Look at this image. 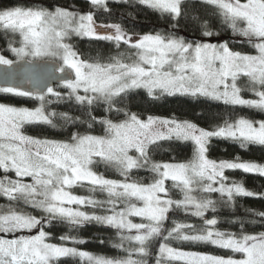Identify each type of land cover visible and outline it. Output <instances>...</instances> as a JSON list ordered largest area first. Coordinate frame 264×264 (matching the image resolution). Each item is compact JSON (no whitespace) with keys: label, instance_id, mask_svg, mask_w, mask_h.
I'll return each instance as SVG.
<instances>
[{"label":"snow or ice","instance_id":"1","mask_svg":"<svg viewBox=\"0 0 264 264\" xmlns=\"http://www.w3.org/2000/svg\"><path fill=\"white\" fill-rule=\"evenodd\" d=\"M86 2L87 11L42 0L0 8V32L8 38L0 65L51 62L64 89L51 83L31 90L0 86L2 94L36 103L31 108L0 103V198L6 201L0 205V264H59L64 257H78L81 264H150L153 257L154 264H264V231L248 233L243 217L222 221L217 216L219 207H235L238 197L264 199V192L225 175L241 170L264 177V163L208 157L213 138L232 140L242 149L264 146V120L216 117L222 122L206 129L175 115H143L124 104L143 90L151 101L204 98L264 113V0H135L169 21V31L144 34L99 22L98 17L112 14L109 0ZM197 4L212 9L211 17L194 14ZM181 20L200 32L199 40L177 34ZM214 20L255 54L234 51L214 30ZM74 37L108 42L114 54L86 56L70 42ZM241 77L247 78L249 98L242 94ZM61 105L68 110L57 111ZM29 125L86 130L54 140L26 134ZM96 127L101 134H94ZM165 141L191 142L192 158L155 160L154 151ZM100 165L119 178L98 172ZM140 171L147 175L133 178ZM178 213L182 218L170 219ZM245 216L264 226V211L248 208ZM88 223L114 229L119 237L114 247L123 255L68 247L67 241L85 243L70 234L52 243L45 230L63 224L74 231ZM221 223L240 227L222 230ZM173 241L209 244L232 255L186 251Z\"/></svg>","mask_w":264,"mask_h":264},{"label":"trees","instance_id":"2","mask_svg":"<svg viewBox=\"0 0 264 264\" xmlns=\"http://www.w3.org/2000/svg\"><path fill=\"white\" fill-rule=\"evenodd\" d=\"M18 0H0V8L11 6L17 3ZM45 5L48 4H62L75 5L77 8L88 10L89 5L86 0H42ZM109 7L112 10L111 15L105 14L98 17L99 22H116L121 23L126 30H131L137 34L153 33V32H167L169 31V21L165 17H161L158 13L150 9H145L136 5L135 0H109ZM198 12L194 14H206L211 17L212 9H206L197 4ZM214 30L219 31L224 39H229L230 46L234 51H241L248 54H255V50L246 42H241L239 38H231L230 31H225L220 27L219 21L214 20ZM178 35H183L188 40H199L200 32L196 28L181 20L179 25ZM231 38V39H230ZM8 38L0 32V51H3L7 46ZM211 42H217L212 38ZM71 43L76 46L78 51L86 56H95L97 53L114 54V46L105 41L89 40L88 38L74 37ZM10 59H13L10 53L5 52ZM239 86L245 89L247 78L241 77ZM54 88L64 91L59 85H54ZM245 98L250 97V93L245 91L242 93ZM0 103H6L13 106L35 107L36 103L25 97H15L10 94L0 93ZM124 104L127 105L131 111L141 113L143 115H159L172 116L175 115L179 119H188L197 123L200 127L212 129L216 124L221 123L220 118L235 119L237 116H244L252 120H264V113L255 109H233L230 106L224 105L222 102L205 100L204 98L194 99L190 97H163L157 101H151L143 90H137L129 97L125 98ZM57 111H66L67 107L61 105L56 106ZM99 111H102L99 110ZM122 118V117H120ZM86 126L82 128H51L47 125H29L25 127V132L40 138H48L54 140H67L72 131L84 132ZM94 134H101L99 127H96ZM193 145L191 142L179 141H165L153 153V158L158 161L168 162H187L192 158ZM208 157L213 160H235L237 157L242 161H254L257 163H264V146L249 145L242 149L237 142L232 140H224L220 138H213L209 144ZM98 172L105 174L110 178H119L118 175L111 169H105L103 165L96 168ZM3 175V173H0ZM147 174L143 171L134 173L133 178H143ZM225 175L229 180L242 181L244 186L249 190L256 192H264V177L254 174H245L241 170H226ZM77 194H87L86 189H75ZM103 198V197H100ZM174 198H178V194L174 193ZM218 198L217 196L213 197ZM6 201L0 198V205L5 204ZM255 209L257 211H264V199L238 197L236 199L235 207H219L217 216L222 221H231L238 217H243L246 221V231L254 234L264 231V226L256 220L253 222L252 217L245 216V209ZM211 217V214H209ZM182 213H178L170 219H180ZM194 223L199 221L193 220ZM240 225L237 223L232 226L230 223H221L220 228L228 231H238ZM45 230L51 233L49 242L60 243L59 237L65 234H70L77 239L85 241L83 244H73L67 241L66 246L77 247L81 250L91 252L95 255H104L106 257L119 258L123 255L120 249L114 247L119 243V237L116 235L114 229L101 226L95 223H88L84 226L71 230L66 225L55 224L51 227L45 226ZM173 247H178L183 250L198 251L210 253L213 255L228 256L232 253L228 250L219 249L215 246L203 243L191 242H171ZM158 248V242L153 243V251ZM59 264H81L78 257H64L60 258ZM150 264H154V257L150 258Z\"/></svg>","mask_w":264,"mask_h":264},{"label":"water","instance_id":"3","mask_svg":"<svg viewBox=\"0 0 264 264\" xmlns=\"http://www.w3.org/2000/svg\"><path fill=\"white\" fill-rule=\"evenodd\" d=\"M54 64L43 60L27 63L17 62L11 67L0 65V86L12 84L31 90L33 87L51 83L52 86L59 85L57 77L62 74L56 73ZM6 74H11V79H6ZM29 81H32L31 83Z\"/></svg>","mask_w":264,"mask_h":264},{"label":"rangeland","instance_id":"4","mask_svg":"<svg viewBox=\"0 0 264 264\" xmlns=\"http://www.w3.org/2000/svg\"><path fill=\"white\" fill-rule=\"evenodd\" d=\"M71 42V41H70ZM215 43V42H214ZM13 59H14V57H13ZM244 78V77H243ZM58 90V89H57ZM58 91H60V90H58ZM186 251H190V250H186ZM213 255V254H212ZM220 256V255H219Z\"/></svg>","mask_w":264,"mask_h":264}]
</instances>
